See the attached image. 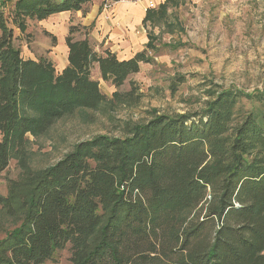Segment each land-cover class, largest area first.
Masks as SVG:
<instances>
[{"label":"trees","instance_id":"obj_1","mask_svg":"<svg viewBox=\"0 0 264 264\" xmlns=\"http://www.w3.org/2000/svg\"><path fill=\"white\" fill-rule=\"evenodd\" d=\"M90 1L0 0V174L15 157L25 172L0 197V218L19 221L0 226V264H44L64 250L70 264H264V90L215 86L195 112L153 110L119 126V136L96 135L45 169H27L31 137L80 111L91 118L137 103L132 88L107 98L90 75L97 66L120 88L151 61L152 33L118 60L75 41L80 28L69 27L61 72L13 46L7 4L24 32L27 20L84 13ZM173 3L147 9L142 26H159Z\"/></svg>","mask_w":264,"mask_h":264},{"label":"rangeland","instance_id":"obj_2","mask_svg":"<svg viewBox=\"0 0 264 264\" xmlns=\"http://www.w3.org/2000/svg\"><path fill=\"white\" fill-rule=\"evenodd\" d=\"M143 1L146 0L99 1L96 18L79 31L96 52L114 51L118 60L129 59L136 49L142 51L148 34L152 33L153 49L147 52L151 61L142 63L139 72L130 75L120 88L103 81L97 66L90 75L107 98L116 91L130 92L132 88L134 95L139 96L137 103L109 104L112 107L94 113L91 118H85V113L80 111L58 121L46 134L31 137L24 151L27 169L32 172L45 169L70 152L74 145L96 135L119 136V126L125 122L147 121L153 110L167 114L195 112L205 99V91L215 86L234 88L247 94L264 90V0H174L167 9L165 21L159 26L134 24L128 25L129 28L121 22L114 24L111 12L115 7ZM164 1L148 0L142 11L157 8ZM12 7L7 4L3 13L14 34L13 46L20 49L22 58L48 59L59 72L64 65L61 59L65 27L54 20H27L25 31L21 32L12 21ZM100 15L105 17L103 26H99ZM97 32L104 34V39ZM125 32L134 39L141 35L144 40L136 43L137 46L135 43L129 47L121 46L115 52L116 42L120 44L130 39ZM107 39L108 43L104 45ZM178 78L184 81L174 92L170 86ZM24 173L19 160L11 159L7 169L0 174V197H5L9 185L18 183ZM0 220L3 221L0 226L6 230L19 222L4 216ZM1 231L0 228V237H3ZM69 257L64 250L55 253L54 258L44 264H70Z\"/></svg>","mask_w":264,"mask_h":264},{"label":"crops","instance_id":"obj_3","mask_svg":"<svg viewBox=\"0 0 264 264\" xmlns=\"http://www.w3.org/2000/svg\"><path fill=\"white\" fill-rule=\"evenodd\" d=\"M102 0H91L90 4L86 6V11L83 13L81 11H76V12H62L61 14H57V15H53L48 17V20H54L55 22H59L60 24H62L65 29L66 32L64 31V35L62 37V42H63V57H62V63H64L63 68L59 71L61 72L68 64L67 62V53H68V49L64 44V39L65 37L68 35V28L69 27H86L88 25L91 24V22H93V20L96 18L97 16V9L99 8V4ZM143 1L140 4H129V3H124V4H120L119 6L115 7L114 10H112V15H113V21L114 24L117 25V23L119 24L121 22L122 25H127V27H129L128 25H139L142 24V21L145 17L144 12L142 11V9H144L145 3L147 2ZM159 1V0H157ZM101 19L99 21V26H103L104 24V19L105 17L103 15H100ZM112 21V22H113ZM127 23V24H126ZM130 28V27H129ZM122 32V30H121ZM97 34H99L97 32ZM127 35L126 37L130 38L126 41L119 43H115L116 48H114L115 52L118 51V49L122 47H125L127 45V47H129L128 45L131 46V44L135 43H140L141 41H143L144 39L142 38V36L140 35L139 39L136 36V38L134 39L131 35V37H129L128 33H124V35ZM92 35V34H91ZM101 39H104V34H99ZM103 35V36H101ZM87 37V36H86ZM98 37V36H97ZM74 40H83L86 39L85 37H81L80 32H77L74 36H73ZM100 40V39H99ZM127 42V44H125ZM106 43H108V39L104 42V45H106ZM119 44V46H118ZM137 46V45H136ZM135 46V47H136ZM114 52V51H112ZM136 52H140L136 49ZM135 52V54H136ZM64 59V60H63ZM33 60V59H31ZM50 61V60H49ZM51 62V61H50Z\"/></svg>","mask_w":264,"mask_h":264},{"label":"built area","instance_id":"obj_4","mask_svg":"<svg viewBox=\"0 0 264 264\" xmlns=\"http://www.w3.org/2000/svg\"><path fill=\"white\" fill-rule=\"evenodd\" d=\"M149 6H151V7H152V4H151V5H149Z\"/></svg>","mask_w":264,"mask_h":264}]
</instances>
